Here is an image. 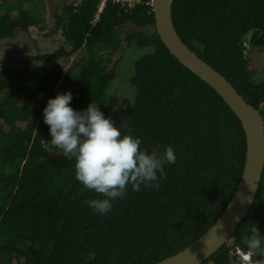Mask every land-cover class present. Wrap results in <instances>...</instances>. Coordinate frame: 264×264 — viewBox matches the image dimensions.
<instances>
[{"label": "trees", "instance_id": "1", "mask_svg": "<svg viewBox=\"0 0 264 264\" xmlns=\"http://www.w3.org/2000/svg\"><path fill=\"white\" fill-rule=\"evenodd\" d=\"M30 1L0 0V41L41 23ZM102 1L65 4L55 15L64 45L0 72V264H155L203 236L238 187L247 151L239 117L162 42L152 0H107L100 12ZM172 14L182 40L264 119V70L250 68L249 56L251 47L264 50V0H174ZM124 25L135 28L128 45L148 49L134 61L126 101L114 89L121 57L110 65ZM83 48L88 57L65 71L60 61ZM60 86L72 91L75 109L94 102L118 124L127 121L141 148L173 147L176 162L165 166L158 190L129 185L104 216L88 207L100 197L76 179L75 160L51 144L43 119ZM254 225L264 234V171L249 213L202 264H243L230 251L247 252L243 236Z\"/></svg>", "mask_w": 264, "mask_h": 264}, {"label": "clouds", "instance_id": "2", "mask_svg": "<svg viewBox=\"0 0 264 264\" xmlns=\"http://www.w3.org/2000/svg\"><path fill=\"white\" fill-rule=\"evenodd\" d=\"M73 99L71 90L49 98L43 119L49 126L51 144L75 160L76 179L100 197L86 200L88 207L104 216L116 200L127 196L129 185L133 191H140L141 186L158 190L166 177L165 166L176 162L173 147L141 148L142 139L134 135L127 121L118 124L94 102L83 110L75 109ZM239 219L234 217L233 222ZM243 244L247 252L232 248L230 253L243 264H255L254 256L261 258L256 264H264V234L256 225L243 236ZM95 258V253H88V261Z\"/></svg>", "mask_w": 264, "mask_h": 264}, {"label": "water", "instance_id": "3", "mask_svg": "<svg viewBox=\"0 0 264 264\" xmlns=\"http://www.w3.org/2000/svg\"><path fill=\"white\" fill-rule=\"evenodd\" d=\"M174 0H155L156 29L170 52L188 69L211 85L241 120L247 140L246 161L238 187L216 222L197 241L155 264H202L234 234L249 213L264 171V119L233 84L213 66L199 57L178 34L173 21ZM239 217L234 223L233 218ZM221 225L222 228H221Z\"/></svg>", "mask_w": 264, "mask_h": 264}, {"label": "rangeland", "instance_id": "4", "mask_svg": "<svg viewBox=\"0 0 264 264\" xmlns=\"http://www.w3.org/2000/svg\"><path fill=\"white\" fill-rule=\"evenodd\" d=\"M14 1V0H13ZM73 0H34L26 3V7L33 12L39 13L42 17L40 24L31 26L28 32H22L14 38H6L0 41V72L4 68H19L22 66L23 60L29 54H40L52 52L64 45V37L61 30H56V13L60 12L62 7ZM79 3L80 0H74ZM1 14V12H0ZM45 27V28H43ZM135 28L131 25H124L119 28L120 36L123 38L122 46L112 55L111 66L119 57V75L117 84L114 86L115 93L125 99H131L133 96V87L129 83V78L134 69V61L142 53L148 49H141L128 45L124 39L127 32L133 31ZM249 56L252 61L250 68L256 70H264V50L251 47ZM88 57L87 48H83L80 52L74 54L69 59H62L60 63L67 71L73 63L78 59ZM38 64V63H35ZM133 90V91H132ZM58 92H62V86ZM125 98V99H124Z\"/></svg>", "mask_w": 264, "mask_h": 264}, {"label": "built area", "instance_id": "5", "mask_svg": "<svg viewBox=\"0 0 264 264\" xmlns=\"http://www.w3.org/2000/svg\"><path fill=\"white\" fill-rule=\"evenodd\" d=\"M106 1H107V0H103V1H102V5H101V7H100V11H101L102 8L104 7ZM115 1H122V2L129 1L130 5H131V4H134V2H138V1H140V0H115ZM152 3H154V0H152ZM97 18H98V16H97Z\"/></svg>", "mask_w": 264, "mask_h": 264}]
</instances>
